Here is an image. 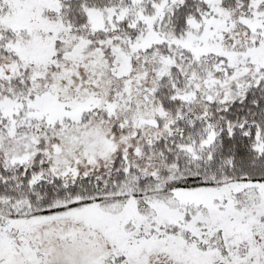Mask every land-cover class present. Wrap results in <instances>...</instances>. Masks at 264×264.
<instances>
[{
    "label": "snow or ice",
    "instance_id": "snow-or-ice-1",
    "mask_svg": "<svg viewBox=\"0 0 264 264\" xmlns=\"http://www.w3.org/2000/svg\"><path fill=\"white\" fill-rule=\"evenodd\" d=\"M0 264H264V0H0Z\"/></svg>",
    "mask_w": 264,
    "mask_h": 264
}]
</instances>
